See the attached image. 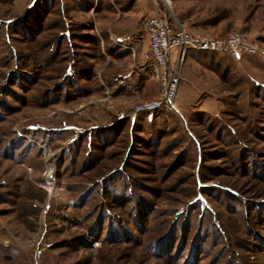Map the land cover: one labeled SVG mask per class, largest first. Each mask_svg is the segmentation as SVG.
I'll return each mask as SVG.
<instances>
[{
    "label": "rangeland",
    "instance_id": "obj_1",
    "mask_svg": "<svg viewBox=\"0 0 264 264\" xmlns=\"http://www.w3.org/2000/svg\"><path fill=\"white\" fill-rule=\"evenodd\" d=\"M156 12L258 50H190L131 118L160 86L104 54ZM0 264H264V0H0Z\"/></svg>",
    "mask_w": 264,
    "mask_h": 264
},
{
    "label": "built area",
    "instance_id": "obj_2",
    "mask_svg": "<svg viewBox=\"0 0 264 264\" xmlns=\"http://www.w3.org/2000/svg\"><path fill=\"white\" fill-rule=\"evenodd\" d=\"M144 22L150 55V61L145 67L158 82L160 92L151 100L137 102L131 118L138 112H152L162 107L176 109L181 68L190 50L218 51L233 56L256 53L258 50V44L238 30H231L225 37L194 32L184 29L178 23L172 24L158 12L149 15Z\"/></svg>",
    "mask_w": 264,
    "mask_h": 264
},
{
    "label": "crops",
    "instance_id": "obj_3",
    "mask_svg": "<svg viewBox=\"0 0 264 264\" xmlns=\"http://www.w3.org/2000/svg\"><path fill=\"white\" fill-rule=\"evenodd\" d=\"M142 30H144V27ZM144 36H146L145 33L142 37ZM115 39H116L115 43L119 46L116 49H113L114 47L113 44H110L109 48L107 49L108 53L104 55L108 56V58L115 57L116 60L114 63H116V67L119 62H125L124 64L126 63L128 64L122 68L123 70H120V68L118 69L116 68L117 69L116 71L118 72L116 76L117 77L116 80H114L115 78L113 76L106 75L105 82L108 84V86L110 85L109 88L111 89V92L112 93L115 92V94H117L118 96L119 94L120 95L124 94L122 93L124 92L122 91L123 89H130L132 90V92H135L136 90L139 91L140 88L147 85H152L153 87L155 84L154 82H152L153 80L157 83L158 86V82L155 79H153L151 71L146 69L145 67L147 63L150 61V55L148 53H144L145 56L143 60L141 58L139 60L137 59L136 61H134V59L137 58L138 56L137 54L139 53V48L137 49L138 47L137 42H139V40L132 39V36H125V35H118ZM119 55L121 56L118 57ZM130 59L132 60L131 62ZM119 88L121 91L118 92ZM137 91L135 92V94H138Z\"/></svg>",
    "mask_w": 264,
    "mask_h": 264
},
{
    "label": "bare ground",
    "instance_id": "obj_4",
    "mask_svg": "<svg viewBox=\"0 0 264 264\" xmlns=\"http://www.w3.org/2000/svg\"><path fill=\"white\" fill-rule=\"evenodd\" d=\"M175 106H176V103H175Z\"/></svg>",
    "mask_w": 264,
    "mask_h": 264
}]
</instances>
